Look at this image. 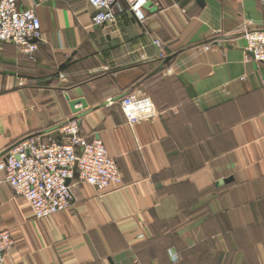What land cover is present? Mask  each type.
Listing matches in <instances>:
<instances>
[{
  "label": "crops",
  "instance_id": "1",
  "mask_svg": "<svg viewBox=\"0 0 264 264\" xmlns=\"http://www.w3.org/2000/svg\"><path fill=\"white\" fill-rule=\"evenodd\" d=\"M17 4L41 38L33 59L0 41V158L77 117L123 186L100 193L75 176L71 205L36 219L0 170L3 264H264V64L241 37L248 20L264 29L262 0H147L142 25L123 0L102 25L87 0ZM133 89L154 114L130 125Z\"/></svg>",
  "mask_w": 264,
  "mask_h": 264
},
{
  "label": "built area",
  "instance_id": "2",
  "mask_svg": "<svg viewBox=\"0 0 264 264\" xmlns=\"http://www.w3.org/2000/svg\"><path fill=\"white\" fill-rule=\"evenodd\" d=\"M123 1L142 25L147 0ZM87 2L95 10L91 16L93 24L102 25L116 20L114 8L119 5V0ZM262 12L264 14V0ZM241 37L245 41V52L264 64V29L255 28L248 20ZM40 38L41 24L33 8H20L17 0H0V41L17 45L33 59ZM152 43L157 49V57L164 59L161 42L153 39ZM121 110L130 125L154 114L151 103L139 89L129 90L122 96ZM58 131L59 139L45 140L41 133L19 139L0 158V170L5 173V181L24 198L36 219L64 211L71 205L73 195L69 181L75 176L100 193L123 186L119 167L108 155L100 138L85 136L76 118L61 123ZM12 245L10 231L0 230V264L4 263Z\"/></svg>",
  "mask_w": 264,
  "mask_h": 264
},
{
  "label": "water",
  "instance_id": "3",
  "mask_svg": "<svg viewBox=\"0 0 264 264\" xmlns=\"http://www.w3.org/2000/svg\"><path fill=\"white\" fill-rule=\"evenodd\" d=\"M198 2L201 5L203 4V0H198ZM68 104H69V107L73 113H77V112H79L82 109H85L87 107V103H86L85 99H83V98L72 99V100L69 99ZM77 105H79L80 107H76ZM74 118L77 119V117H74Z\"/></svg>",
  "mask_w": 264,
  "mask_h": 264
},
{
  "label": "rangeland",
  "instance_id": "4",
  "mask_svg": "<svg viewBox=\"0 0 264 264\" xmlns=\"http://www.w3.org/2000/svg\"><path fill=\"white\" fill-rule=\"evenodd\" d=\"M134 90V89H133ZM123 113V112H122Z\"/></svg>",
  "mask_w": 264,
  "mask_h": 264
}]
</instances>
